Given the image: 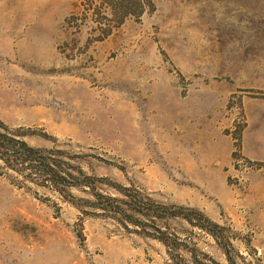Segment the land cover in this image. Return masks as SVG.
Instances as JSON below:
<instances>
[{"label": "rangeland", "instance_id": "rangeland-1", "mask_svg": "<svg viewBox=\"0 0 264 264\" xmlns=\"http://www.w3.org/2000/svg\"><path fill=\"white\" fill-rule=\"evenodd\" d=\"M82 1L0 0V120L88 174L201 211L235 233L241 264H264V162L241 153L244 128L264 126V0H152L101 42L66 23ZM0 264L170 261L154 240L0 178Z\"/></svg>", "mask_w": 264, "mask_h": 264}, {"label": "trees", "instance_id": "trees-1", "mask_svg": "<svg viewBox=\"0 0 264 264\" xmlns=\"http://www.w3.org/2000/svg\"><path fill=\"white\" fill-rule=\"evenodd\" d=\"M153 8L152 0H83L79 12L67 18L66 23L77 30L89 29L90 40L101 42L127 20L137 21ZM28 132L29 129L26 132L22 127L11 128L0 120V178L9 184L19 189L44 190L76 207L84 216L113 223L122 234L154 240L164 247L170 264L243 262L232 242L235 233L212 222L201 211L162 203L139 186L88 174L78 158L64 150L28 144ZM73 189L83 196L73 195ZM195 228L212 238L224 263L197 247Z\"/></svg>", "mask_w": 264, "mask_h": 264}, {"label": "crops", "instance_id": "crops-1", "mask_svg": "<svg viewBox=\"0 0 264 264\" xmlns=\"http://www.w3.org/2000/svg\"><path fill=\"white\" fill-rule=\"evenodd\" d=\"M256 110L258 115H263L264 105H258ZM255 128L254 131L251 130V125L244 128L241 135V153L243 157L251 161L264 162V126H256Z\"/></svg>", "mask_w": 264, "mask_h": 264}]
</instances>
